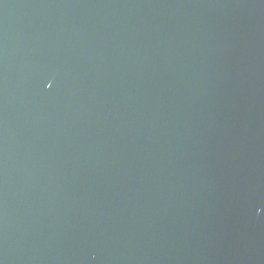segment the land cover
Returning <instances> with one entry per match:
<instances>
[{
	"label": "water",
	"instance_id": "obj_1",
	"mask_svg": "<svg viewBox=\"0 0 264 264\" xmlns=\"http://www.w3.org/2000/svg\"><path fill=\"white\" fill-rule=\"evenodd\" d=\"M0 264H264V0H0Z\"/></svg>",
	"mask_w": 264,
	"mask_h": 264
}]
</instances>
